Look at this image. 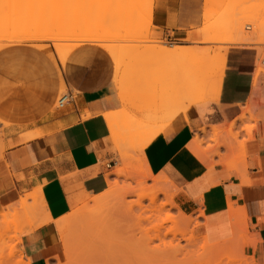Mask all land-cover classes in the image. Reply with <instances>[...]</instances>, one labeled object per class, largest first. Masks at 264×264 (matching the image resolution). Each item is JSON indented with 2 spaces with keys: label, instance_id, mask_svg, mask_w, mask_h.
I'll return each mask as SVG.
<instances>
[{
  "label": "crops",
  "instance_id": "0c3cea01",
  "mask_svg": "<svg viewBox=\"0 0 264 264\" xmlns=\"http://www.w3.org/2000/svg\"><path fill=\"white\" fill-rule=\"evenodd\" d=\"M203 7L204 0H154L152 26L161 39L186 47L180 40L185 31L201 26ZM36 45L0 48V213L27 196L32 204L30 195L40 188L46 213L38 210L35 217L43 222L20 237L18 249L27 264H65L55 221L71 211L69 193L96 195L108 188L106 174L116 167L117 155L108 143L104 114L123 105L114 62L104 48L82 43L61 66ZM256 61L255 52L229 50L218 91L175 115L146 145L143 158L153 175L163 174L175 186L180 210L198 218L196 234L209 244L231 240L234 212L251 242L246 254L264 264V80L255 79ZM150 83L139 102L141 119L147 106L160 105L161 81ZM62 87L71 99L53 112ZM247 108L252 120L237 119ZM243 120L253 125L252 131L244 128ZM233 122L236 140L225 133ZM214 127L223 131L220 140L232 147L225 144L207 158L210 151L193 139L204 132L210 136ZM35 131L42 134L23 141Z\"/></svg>",
  "mask_w": 264,
  "mask_h": 264
},
{
  "label": "rangeland",
  "instance_id": "374dc122",
  "mask_svg": "<svg viewBox=\"0 0 264 264\" xmlns=\"http://www.w3.org/2000/svg\"><path fill=\"white\" fill-rule=\"evenodd\" d=\"M207 1L208 0H204L203 15L205 11H211L214 14L215 18L212 21L211 26L222 28L221 32H219V34L222 33L223 35L221 37H228L229 34V37L233 36L231 35L234 34L233 29L240 27L242 24L243 27L239 28L241 31L240 33L250 35L254 32L255 34L253 33L251 35L253 36V39L246 44L232 42L194 43L183 41L182 37L180 40L181 43L187 46H179L171 41H168L167 39L160 38V35L155 31L156 28L152 26L153 15H151L150 21H144L145 23L143 22V24H141V22L132 24V26L138 25L140 28L141 26L142 28L151 27L147 36L142 35L136 38L135 41L134 39L126 41L119 39L120 37L124 36L132 27L127 25L128 27L125 26L126 29H120L117 27V24H120L119 21L121 19H132L133 16L140 15L141 12L145 13L147 10L149 11L154 9V0H0V48L16 43L34 42V44H37L35 47L44 52L53 60H57L61 66L64 65L62 62H66L70 52L78 46V43L79 45L86 43V38L89 39L91 43L97 44L101 47L103 44L102 48H104V50H106L105 48H107L108 45V48L110 46L113 49L115 48L114 50L110 48V50H106L108 54L111 53L109 54L110 56H116V59L111 57L112 60H114L113 62H116V64H122V67L117 69L114 63V82L115 84L117 83L116 88H129V91L122 98L119 97L123 108L115 112V120L111 122V124L114 126H108L110 130L108 143L112 149V152L117 155V165L107 172L106 177L110 181L111 179L116 178L119 185V193L121 191L120 188L126 186L127 184H130L131 187L134 188V190H132L133 192L127 194V197L125 195V201L128 204L135 202V200L141 196V189L135 187L137 182L145 177V175L147 176L145 178V181L147 182L146 184L148 186L153 185L152 177L148 176L147 174V165L143 158L141 149L150 135L157 131H162L163 128L166 127L169 120H171L177 112H181L183 109L185 103L183 96L186 94L185 79L187 73L190 72L192 75L195 69L208 70L213 65V63H211L212 60L217 56V48L221 49L220 47H225L227 49L226 57L229 50L234 49H245L247 51L255 52L257 58L255 72L259 74V77L263 76L264 80V67L259 65V59L264 55V19H261L262 21L260 20L261 23L263 22L262 24L255 21V19L257 20L258 18L253 20L255 13L257 15L259 13L260 16L258 15V17H262L263 15L264 18V0H209V4ZM10 2H14L16 4L13 7L7 8V4ZM208 8L211 9L208 10ZM247 14L251 15L252 18L247 16L249 18L244 19ZM130 16L132 17L129 18ZM232 19H236L234 20L233 28L232 24H230ZM257 23H260L261 26ZM202 25L203 22L201 26L185 31L183 36L192 30L202 27ZM247 25H251V30L246 29ZM249 31H251V33ZM87 35H90V37ZM92 35H95V37L99 36L100 38L97 37V39L100 40L96 39L97 41H94L95 37L93 38ZM53 36L56 37L57 40H55ZM59 37L60 39H58ZM89 41L87 40V42ZM163 43L169 48L184 47L186 49L193 50L194 54L191 55L190 53H185L184 55L172 58V60H170L171 58L167 60V56L158 59V61L147 60L149 57L156 55L155 48H153V46ZM57 44L61 47L60 52L56 50L55 45ZM75 44L76 46L72 49L71 46H74ZM201 50H204V52L196 53ZM159 71H161L160 76H157V78L151 77V75L153 76L154 73L159 74ZM157 80L161 81V88L159 90V94L161 95V101L159 103L160 105L156 107L147 106L144 113L145 118L143 117V119H140L141 106H139V102H141V99L144 97L143 95L146 96L148 93L149 84H151L150 82ZM141 86L144 87V91L142 93L140 91ZM207 91L205 90L204 95L212 98V92L209 89ZM65 93H67V89L62 87L59 97L54 104L53 110L60 111L63 109L58 107V101ZM139 95H142V97H138L137 101H135L134 104L131 103L130 105V100ZM190 96L191 98L193 97L192 95ZM247 119L252 120L250 117ZM159 120L160 123H158ZM243 122L246 121L243 120ZM249 126L250 124L247 121L244 128ZM214 128H211V134L213 137L211 135L208 136L207 133L204 132L205 129L203 134L195 136L197 140L201 141L199 147L210 151V153H207V158L212 156L211 150L218 146L217 140H213V138H215L213 135ZM235 131L236 129L233 127L232 134L230 135V137L234 140H236L237 137V132L236 135H234ZM33 133L42 134L40 131H35ZM26 135H24V137ZM195 138L193 141L195 145H197ZM223 141L224 140H219V147L225 144L230 148L232 147L230 141L229 143H225ZM119 170H122L123 174L119 176L112 174ZM158 176H160L163 181L161 180V182H158L157 186L167 190L171 197L174 198L175 186L165 175H153V177ZM151 189H153L152 186L149 190ZM39 191L40 188L36 189L34 193L30 195V197L34 196L31 199L33 203L37 204L35 212L41 210L43 207L39 197ZM84 194L89 196L92 195L86 192H72L68 194L71 211L62 217L70 216L82 207L83 204L78 201V198ZM163 197L165 198L164 195H160L161 200L164 199ZM145 203H147L146 200ZM7 212L8 211L1 212L0 214ZM171 213H173L175 216L179 214L178 209L176 208L171 209ZM112 215L113 210L111 211V214L108 215L109 217L106 216L107 220H104L101 225L96 224L93 227L84 226L83 221L85 218H82L83 221L78 218L74 219V217L69 219L68 222L71 224V229L62 235L59 233L63 244V256L65 259V264L72 263L73 261L77 264H96L94 262L95 257L92 258L89 254L90 245L94 239H99L102 242H106L107 244L109 243L115 247L114 249L112 247L114 251L110 249V252L116 255L114 262L117 264L153 263L155 259L153 256H156V254H153V256L152 254H148L147 256H144L145 253L141 254V238H143L145 235L138 233L135 235V238L127 240L124 232H126L128 229V220H124V217L122 218L119 215L118 216L120 219L118 216L116 219L113 218ZM187 217L194 220L192 224L195 222L199 223L198 218L190 215H187ZM21 218L26 219L23 224L19 223ZM29 218L30 215H27L26 217L21 215L14 221L6 220L3 222L4 220L2 221L0 216V264H27L22 258L21 251L18 249L20 240L17 241L16 234L19 232V230L26 226ZM189 230V234H191L192 231V233L196 235V233L193 232L192 226H190ZM170 237L171 236H167L166 240L170 239ZM244 239L247 240L249 246L251 242L246 236V230H244ZM70 241L73 242L72 247L70 245L71 251L67 252L66 244ZM154 243L157 244L158 242L154 241ZM182 243L184 244L185 242L182 241ZM199 244L200 242L198 241L197 245ZM188 250L193 253L196 250V247L194 249H190L189 247ZM196 251L198 252V249ZM196 251L194 253H196ZM238 251L239 256H242L243 254L247 260L251 259L252 256H248L246 254V249H244V251L242 249ZM194 253L191 255L192 257L195 256ZM198 253H196V256ZM196 256V261L191 257L192 264L193 261H198V257ZM148 257L151 260L148 259ZM183 257V255L177 256L178 260L183 259ZM202 260L203 259L199 258V261ZM111 262V264H116L113 261ZM99 264L105 263L99 262Z\"/></svg>",
  "mask_w": 264,
  "mask_h": 264
},
{
  "label": "bare ground",
  "instance_id": "6f19581e",
  "mask_svg": "<svg viewBox=\"0 0 264 264\" xmlns=\"http://www.w3.org/2000/svg\"><path fill=\"white\" fill-rule=\"evenodd\" d=\"M208 1H207V3L209 4ZM15 4L16 3H14V2H10L7 4V6H8L7 8L13 7V6H15ZM209 9H211V8H208V10ZM153 13H154V9H151L149 11L147 10V12H145V13L141 12L140 15H135L133 17L130 16L129 18L132 17V19H128V20L121 19L122 21L121 20L119 21L120 24L119 25L117 24V27L122 29V28H125V26H127V25L132 26V24L137 23V22H141V24H143L144 21H150L151 20V15H153ZM221 14H223V13H221ZM258 15H259V13H258ZM258 15L255 13L253 20L255 18H258L259 20L255 19V21L261 23V21L264 19L263 15H262V17H258ZM232 16L234 17L233 14H232ZM247 16L252 18L251 15H248V14L245 16V18L244 17L243 18L248 19L249 17H247ZM214 18H215V16L211 11H205L203 18H202V22H203L202 27L186 33L183 36L182 40L186 41V42H194V43L195 42H208V43H212V42L213 43H222V42L229 43V42H232V43L246 44V43H249L253 39V36H251V35L254 32L250 35L240 33L241 31L239 30V28L243 27L242 24L240 27L233 29L234 34H231L233 36L229 37V35H230L229 34L228 37L227 36L221 37L223 35H222V33L219 34V32H221L222 28H220V27L217 28V27L211 26ZM234 20H236V19H234ZM234 20L232 19L230 22V24H232V28L234 27V25H233ZM260 23H257V24H260ZM235 24H237V23H235ZM261 24H260V26H261ZM115 26H116V24H115ZM150 28H142V26L140 28V26H138V25H135V26L133 25L130 29L128 28L129 31L124 36L120 37L119 39H122L124 41L134 39V41H135L136 38H138L142 35L147 36L149 34ZM251 28L252 27H250V30H251ZM125 29H123V30H125ZM249 32L251 33V31H249ZM249 32H247V33H249ZM87 36L90 37V35H87ZM38 37H36V38H38ZM60 37L58 39H60ZM92 37L94 38L95 35H92ZM97 37H99V36H96L94 38V41L100 40V39H97ZM93 38H92V40H93ZM40 39H38V40H40ZM54 39L57 40L56 37H54ZM81 39H83V38H81ZM86 39H85L86 42H87V40L89 41V39H87V40ZM90 40H91V38H90ZM256 42H257V40H256ZM251 44H252V42H251ZM77 45H79V43ZM55 46H56V50L60 52L61 51L60 45L57 44ZM75 46H76V44L74 46H71L72 49ZM108 46H107V48H105L106 50L107 49L108 50L113 49V48H111V46L109 47L110 48L109 49ZM102 47H103V44H102ZM153 48H155L156 55L149 57L147 59L149 61H152V60L158 61V59H161L165 56H167V60L170 58H171L170 60H172V58H176L180 55L185 54L179 47L169 48L164 43L159 44V45H154ZM220 48L221 49L217 48L218 50H216L218 52H217L216 58L213 59L211 62V63H213L212 67H210L208 70L195 69L194 72L192 73V75L190 72L187 73L186 79H185L186 94H185V96H183V100L185 99V102H187V104L184 103L183 109L181 108L182 109L181 112H185L187 110V108L189 107V105H191L192 103H197V102H200V101H203V100L209 98L208 96L204 95L205 90L207 91L209 89L212 92V94H214L215 92L218 91V89L220 87V83L222 81V76L224 73V60H225V54H226V50H227L225 47H223V48L220 47ZM207 52H208V50H207ZM109 54H111V53H109ZM111 57H112V55H111ZM113 57L115 58L116 56H113ZM143 61H141V62H143ZM62 63L65 64V62H62ZM114 63H115V66L117 69L122 67L121 66L122 64H116V62H114ZM196 66H198V65H196ZM258 77H259V74L256 73L255 79H257ZM176 88H177V86H176ZM117 89H118V92H117L118 96L121 98L123 96H125L127 94V92L129 91V88H127V89L117 88ZM190 95H192L193 97L191 98ZM143 96L145 97V95H143ZM138 97L141 98L142 95L141 96L139 95V96L131 99L130 105H131V103L134 104V102L137 101ZM52 111H56V110H52ZM115 112H107L106 114H104V118L107 121L106 124H108L107 126H109V127L114 126L113 124H111V122L115 120ZM178 113H180V112H177L175 115H177ZM248 113H249V108L245 109V111L237 119L242 120L245 118L247 119L249 117L252 118L251 116H247ZM144 118H145V116H144ZM145 122H147V121H145ZM0 125H1V123H0ZM234 125H235V122L231 123L230 126L228 127V129L225 131V133H227L229 136L232 134V130H233ZM245 129H247L248 131H252L253 125H251L247 128L245 127ZM202 131H204V129H202ZM159 132L160 131L153 133L145 141V143L141 149L142 155H143V151H144V148L146 147V145L152 139H154ZM222 133H223V131L219 130L218 128L213 129V135L215 137V138H213V140L214 139L217 140L218 146L212 150V155L218 153V148L220 146L219 140H220ZM39 135H41V134L40 133H37V134L29 133L28 135H26L23 138V141H28V140L34 139V138L38 137ZM234 135H236V133ZM211 136H212V134H211ZM195 140H196L198 145L201 144L200 140H197L196 138H195ZM150 171L151 170H148V168H147L148 176L152 177L153 185H151V184L150 185L152 186L153 189L149 190L151 188V186H148L146 184L147 182L145 181V178L147 176L145 175V177L140 179L136 184L135 188L141 189V196H139L135 200V202H133V203L128 204L125 201V195L127 197V194L133 192L132 190H134V188L131 187L130 184H127L126 186H123L120 188L121 191L119 193V187H118L119 185H118V181L116 180V178L111 179V181L109 179H107L108 188L104 192H102L100 194H96V195L92 194L89 196L87 194H84V195L80 196L78 198V201H80L83 204L82 207L80 209H78L77 212H75L74 214H72L70 216H66V217H61L55 221V224L57 226L59 233L62 235L64 233H67L71 229V224L68 222L70 218H73V217H74V219L78 218V219H81V221H83L82 218H85L83 221L84 226L85 227H93L96 224L101 225V223L104 220H107L106 216L111 214V211L113 210V215H112L113 218L117 219V216L119 215L122 218L124 217V220H128L127 221V224L129 223V225H127L128 229L126 230V232H124L127 240L135 238L136 237L135 235L138 233L145 235L143 237L144 239L141 238V254L145 253L144 256H147L148 254H152V256H153V254H156V256H153L155 258L153 263L150 262V264H192V261H191L192 256L191 255L197 249H198L199 253L196 251V253H198L197 256H196V253H194V254L196 257H198V261H199V258H201V259H203L202 260L203 262L202 261L195 262L197 258L195 259V256H193L192 258L195 259V261H193V264H194V262H195V264L196 263L197 264H257L253 257H251L250 260L249 259L247 260V258L243 254H242V256H239V254H238V252H239L238 250L242 249L244 251V249H246V247H248L247 240L244 239V230H246V229L243 226V221H241L242 218H240L239 215L232 212L233 218L235 220V223L233 222L234 226H235L234 227V230H235L234 231V233H235L234 238H232L229 241H225V242H221V243L209 244L205 236H202L200 234L194 235L192 233V231H191V234H189L190 226H192L193 232H195L194 227L197 226L198 223L195 222L196 224L195 223L192 224V222L194 220L187 217V215L183 211L180 210L179 206L175 203L174 198L171 197V195L168 193V191L162 187L157 186L158 182H161V180L163 181V179L160 176H158L159 178L153 177V175L151 174ZM112 174L119 176V175L123 174V171L119 170V171H116ZM160 195H164L165 198L163 197L164 199L161 200ZM33 197L34 196H31L30 198H33ZM27 200H28L27 197L24 199H21V201H19V204L17 206L11 208L12 210L10 212L8 211L7 213L0 214L1 220L2 221L4 220L3 222H5L6 220L7 221H11V220L14 221L18 217H20L21 215H23L25 217L27 215H30V218L27 221L26 226L24 228H22L21 230H19V232H17V234H16L17 241L20 240V237L25 232H28L29 230L37 228V226L41 225L43 222L42 219H39L40 222H38V220L35 219V216H36L35 211H36V205L37 204L36 203H32V204L30 203L29 204L27 202ZM145 200L147 201V203H145ZM173 208L178 209L179 214L177 216H175V215H173V213H171V209H173ZM43 210H45V209H42V211ZM232 211H234L233 208H232ZM43 212L46 213V211H43ZM44 213H43V215H44ZM31 214H32V216H31ZM40 214H42V213H40ZM120 217H119V219H120ZM47 218H49V217H47ZM48 221H49V219H48ZM121 222H123V221H121ZM15 230H17V229H15ZM167 236H171L170 239L166 240ZM154 241H157L158 243L156 244V243H154ZM182 241H184L185 243L183 244ZM198 241L200 242L199 245H197ZM72 243L73 242L70 241L66 244V249H67L66 251L67 252L71 251ZM70 245H71V247H70ZM112 247L113 246L109 243L107 244L106 242L104 243L99 239L98 240L94 239V240H92L91 245H90V250H89L90 257H92V258L95 257L94 262L96 264H99V262H102L105 264H111L112 263L111 261L114 262L116 259L115 258L116 255L112 254L110 252V249H112ZM189 247H190V249L191 248L194 249L196 247V250L195 251L193 250L194 252L192 251L193 253H191L190 250H188ZM114 248L115 247H113V249ZM243 251H241V252L244 253ZM190 253H191V255H190ZM179 255H183L184 256L183 259L178 260L177 256H179ZM149 256H151V255H149ZM148 259H150V258L148 257ZM141 261H143V260H141ZM114 263H116V262H114ZM69 264H77V263L73 261L72 263H69Z\"/></svg>",
  "mask_w": 264,
  "mask_h": 264
},
{
  "label": "built area",
  "instance_id": "2783aa9c",
  "mask_svg": "<svg viewBox=\"0 0 264 264\" xmlns=\"http://www.w3.org/2000/svg\"><path fill=\"white\" fill-rule=\"evenodd\" d=\"M246 29H247V30H250V25H247ZM263 47H264V44H263ZM259 65H260L261 67H264V55H263L262 57H260V59H259ZM70 99H71V95H70L68 92L65 93V94H63V95L60 97L59 101H58V107H59V108H63L64 105H65L67 102L70 101Z\"/></svg>",
  "mask_w": 264,
  "mask_h": 264
}]
</instances>
